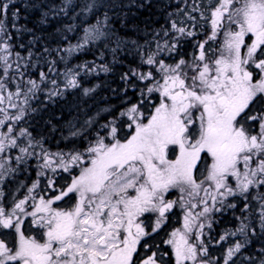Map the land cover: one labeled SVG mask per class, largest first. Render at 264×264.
<instances>
[{
  "label": "trees",
  "instance_id": "1",
  "mask_svg": "<svg viewBox=\"0 0 264 264\" xmlns=\"http://www.w3.org/2000/svg\"><path fill=\"white\" fill-rule=\"evenodd\" d=\"M242 1L0 0V167L3 157L8 162L0 197L22 180L18 190L29 188L27 179L37 174L42 199L56 195L46 187L50 182L75 181L93 155L86 156L87 138L111 129L116 138L124 137L127 111L149 110L169 77L186 74L198 57L214 56L226 29L236 30L237 18L244 17L232 11ZM260 54L263 58L264 51ZM9 107L19 117L7 113ZM263 119L261 95L234 119L243 140L257 138L248 153L253 165H261L250 182L213 201L208 218L200 220L204 226L192 233L198 259L206 264H264ZM70 125L82 129L74 139L67 136ZM63 177L72 179L60 182ZM101 186L104 194L105 183ZM64 197L55 204L75 205L73 193ZM86 199L83 211L89 212L92 197ZM179 210L176 205L166 213V224L155 232L145 223L148 235L134 262L153 250L163 263L174 264L169 236ZM20 211L17 223L31 216L30 208Z\"/></svg>",
  "mask_w": 264,
  "mask_h": 264
},
{
  "label": "rangeland",
  "instance_id": "2",
  "mask_svg": "<svg viewBox=\"0 0 264 264\" xmlns=\"http://www.w3.org/2000/svg\"><path fill=\"white\" fill-rule=\"evenodd\" d=\"M242 5V13L247 17L242 19L243 26L236 27V30L226 29L213 57L207 60L198 57L188 67L186 74L169 77L167 83L161 84L158 101L149 110L139 109L131 113L127 111L128 120L123 125L126 131L125 134L122 132L124 137L116 138L117 134L111 129V133L106 136H91V139L87 138L84 142L86 147L89 146L86 156L93 155L90 161L85 162L89 163L79 177L74 178L83 187L80 188L83 200L85 193L87 198L92 197V201L87 202L89 213H81L77 217V224L83 228L80 235L87 238L86 246L92 254H103L100 246L101 227L112 225L111 232L107 234L112 236V233L120 230L116 220L122 215V241L110 237L103 240V243H106L108 250L120 245L123 264H129L143 235H148L141 226L145 227V223L149 221L151 232H155L166 224L165 214L177 205L180 208L178 216L175 215L178 223L173 226L169 236L174 264H206L198 259L192 233H197L204 226V219L208 218L213 201L224 199L225 192H234L247 179L250 182L249 178L255 175L261 165L260 162L253 165L248 153L251 146L256 147L257 138L247 137L246 142L243 140L245 134L233 124L234 118L244 111L252 97H264V65L259 66L260 72L254 80L247 79L242 73L243 69L238 66L244 58L243 54H248L243 51L241 37H246V33L253 34V37L259 34L264 37V0H244ZM226 74L231 78L227 79ZM227 80H235L240 92L233 100L234 108L223 114L221 109L223 110L225 101L221 103L220 96L226 93L215 90L219 82ZM213 102L217 105L208 108ZM187 104L188 109H185ZM9 108L7 113L18 116V113ZM190 112L197 115L193 125L198 126V131L190 132V140L187 142L185 139L188 134L183 127L192 122ZM11 121L15 122L14 119ZM262 123L260 122V132L264 133ZM90 124L87 122L85 127ZM190 128L191 124L188 130ZM69 130L67 136L74 139L82 129L70 125ZM22 140L26 146L31 144L28 136H24ZM1 161L0 179L3 171L8 168V165H4L8 164L4 157ZM57 175L59 173L53 177L57 178ZM70 179L72 178L63 177L60 182ZM27 180L30 181L29 188L18 190L24 184L22 180L15 185L16 188L6 192L5 198L0 197V252L10 253V247L13 250L18 247L20 255L18 251L15 253L18 257L25 255V250L34 246L26 240V235L28 238L35 239L36 236L41 239V232L31 226L36 224V216L33 215L42 209L44 213L47 212L46 204L50 203L41 198V176L37 174L35 178ZM46 181L50 182V179ZM103 182L106 188L104 194L99 191L102 187L99 185ZM44 184L46 185L45 180ZM46 187L51 188L52 183ZM38 190L39 195L33 197ZM4 192L5 188L0 192L1 196H4ZM57 196L50 199L56 201ZM118 201L120 208L116 205ZM27 203L31 210L30 218L33 220L22 217L17 227L20 210L26 209ZM104 212L107 220L105 225H101V215ZM47 218L41 217L44 221ZM8 226L10 230L7 229ZM49 238H42V241L46 242ZM67 241L75 249L80 247L78 238H68ZM69 244L65 242L58 246L65 245L69 248ZM48 245L52 247V241ZM76 259L78 260L77 257ZM147 263L163 262L148 253L140 261V264Z\"/></svg>",
  "mask_w": 264,
  "mask_h": 264
},
{
  "label": "flooded vegetation",
  "instance_id": "3",
  "mask_svg": "<svg viewBox=\"0 0 264 264\" xmlns=\"http://www.w3.org/2000/svg\"><path fill=\"white\" fill-rule=\"evenodd\" d=\"M232 7H235V5H233ZM241 7H243L242 2L240 3L238 7H235L234 9H232L233 13L237 14L239 12H242ZM242 19L237 18L238 20L236 23L237 27L238 26L242 27V23H243ZM245 35L246 37L249 36L247 41H246V37L243 36L241 37L240 42L242 44L241 46L244 49L243 51L248 52V54L247 55H245V53L243 54L244 58L241 59V61L238 63V66L239 68L243 69L242 73L247 79L254 80L256 79L257 73L260 72L259 66L264 65V57L261 58V54L257 55L258 52L260 53L261 51H264V37L260 36V34L257 37L256 36L253 37L252 36L253 34L251 33H246ZM254 58L255 60H253ZM239 75L240 74L238 73V76ZM226 77L227 79L231 78L230 75H227V74H226ZM235 82H236L235 80H232V81L227 80L224 82H219L218 86L216 87L215 92L222 91L226 93V95L223 94L220 96V99L222 100L221 103L225 101V104L223 103L224 108L223 110L221 109V112L223 114H225V112H227L228 110L234 108L235 103L233 100L234 98H236V94L237 93L239 94L240 92L239 87L238 85H236ZM238 82H240V80H238ZM236 89L238 91H236ZM254 97H252L251 100ZM248 104H246V108ZM213 105H217V104L213 102L210 105H208V108L209 107L211 108V106ZM187 107H188V104L185 106V109ZM190 114H191V120H192V122H190L191 124L190 130H188L190 126V124L188 123L185 124L183 127V129H185L188 134V136L185 139L187 142L190 140L189 133L193 132V130L198 131V126L196 125L194 127L193 125V122H194L193 120H196L197 115L193 112H190ZM184 115H185V118H188L187 114H184ZM237 116L235 118H237ZM233 124H234V127L239 129V126H237L238 122L236 120H234ZM118 156H121V154ZM51 183H52V187L51 188L49 187V189L50 190L53 189L56 192L55 196H57L58 194L57 199L56 201L51 202L52 200L47 197L48 194L45 192L44 196H46L48 201L50 202V204L49 203L47 204L48 211L45 213L43 211H39L41 212L40 213L41 215L40 216L38 215L36 217V220H35L36 224H31L33 229L37 228L39 232H41L42 234L41 239H38L36 236H35V239L28 238L26 235L25 236L26 240L29 243H33L34 245L33 248L30 247L29 249H26L25 255L18 257L15 255L16 251H18V255H20L18 247H16V249L14 250L10 247L11 249L10 253L5 252V251L3 253L0 252V264H123V253L120 249V245H117V246L115 245V247H112L108 250L106 247V243H103L110 237L118 238L120 241H122L123 239V237H121V234H122L121 229H122V222H123L122 215L121 216L119 215L120 217L119 220H116L118 221V227L120 228V230H116L114 234L112 233V236L109 237L107 235L109 232H111L112 225H109L106 228L104 226L101 227L102 235H101L100 246L103 249V254L94 255L91 253V251H89L88 247L86 246L88 242L87 238L81 237L82 235L81 231L83 228L78 227V224H77V217L81 213H85L83 211L84 204H82V202L84 203V201L87 200L86 198L88 197V195L84 193L83 195H84L85 200H83V197L80 191L81 187L79 186V183L76 181H72L71 183H56V182H51ZM99 189L101 190L102 187H100ZM69 193H73L75 195L76 203L73 207L68 208L65 205L58 206L55 204L56 202L59 203L63 201L65 198L64 197L65 194H69ZM62 194H63V197H61ZM116 205L118 208H120L119 201L116 203ZM26 209H28V205H26ZM45 216L48 217L47 221H44L43 219H41V217H45ZM101 216L103 217V221H101V225H105V220H107L105 212ZM140 223L142 225L143 221H141ZM18 224L19 222L17 223V227H18ZM141 228L144 232L145 227L142 225ZM7 229H9V226L7 227ZM15 230H17V228ZM52 233L54 234L52 235ZM47 237L48 238L50 237V238L46 242L42 241V238H47ZM68 238L69 239L78 238L80 240L79 242L80 247L75 249L73 244L70 245L68 243L67 241ZM50 241H52L53 243L52 247L48 245ZM65 242L69 244V248L65 245H62V247L58 246L59 244L61 245L62 243H65ZM149 253L153 254L156 257V254L153 250ZM133 256L131 257L132 260L129 262V264H140V261L144 258L143 256L142 258L137 260V262H134ZM76 257L78 258V260L76 259ZM161 264H165V263H161Z\"/></svg>",
  "mask_w": 264,
  "mask_h": 264
}]
</instances>
